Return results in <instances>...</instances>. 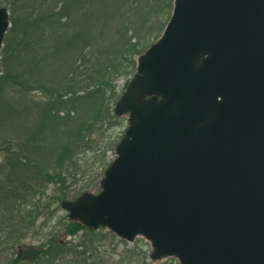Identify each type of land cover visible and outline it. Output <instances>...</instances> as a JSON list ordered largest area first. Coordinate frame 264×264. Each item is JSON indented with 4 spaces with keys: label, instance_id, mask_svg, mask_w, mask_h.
Here are the masks:
<instances>
[{
    "label": "water",
    "instance_id": "obj_1",
    "mask_svg": "<svg viewBox=\"0 0 264 264\" xmlns=\"http://www.w3.org/2000/svg\"><path fill=\"white\" fill-rule=\"evenodd\" d=\"M10 26L0 7V58ZM114 113L116 157L68 218L153 261L264 264V0H174Z\"/></svg>",
    "mask_w": 264,
    "mask_h": 264
},
{
    "label": "trees",
    "instance_id": "obj_2",
    "mask_svg": "<svg viewBox=\"0 0 264 264\" xmlns=\"http://www.w3.org/2000/svg\"><path fill=\"white\" fill-rule=\"evenodd\" d=\"M173 1L0 0V5L10 7L12 22L2 48L4 70L0 75V99L9 87L11 91L40 89L48 94H45L46 101L33 106L31 118L21 125L31 132L25 142L19 146L5 142L0 147V255L9 259L8 264L133 262V251L129 249L113 262L112 250L103 254L99 251L103 242L112 246L122 241L105 229L91 231L78 222L67 221V233L77 240L61 242L56 226L48 224V215H53L58 209L57 203L70 196L63 172L56 169L72 161L75 152L90 145L89 139L102 118L116 119L112 108L105 110L102 104L105 93L101 88L107 84L108 67L114 66L113 61L120 58L125 48L123 56L128 58L134 73L136 57L149 47L141 43L142 39L150 38L145 35L151 36L153 43L161 35L171 16ZM115 22L121 23L118 38H110L101 47L106 29L112 28ZM133 39L136 41L130 42ZM87 48L99 51L102 56H98L101 57L98 62L102 61V66L97 81L92 80L95 86H88L83 94H77L76 88L86 80L77 71L86 63ZM68 93L72 95L64 98ZM60 106L68 107L69 112L60 115L56 110ZM16 108L11 105L10 109ZM5 109L0 100V125L12 115ZM72 110L78 115H71ZM51 130L57 135L54 138L52 135L53 140L47 142L44 135ZM109 164L104 156L99 178ZM50 184L58 187L47 200L45 188ZM31 234H40L42 241L22 247ZM145 260L146 257L142 264H147Z\"/></svg>",
    "mask_w": 264,
    "mask_h": 264
},
{
    "label": "rangeland",
    "instance_id": "obj_3",
    "mask_svg": "<svg viewBox=\"0 0 264 264\" xmlns=\"http://www.w3.org/2000/svg\"><path fill=\"white\" fill-rule=\"evenodd\" d=\"M0 6H5L8 8L11 18L10 7L7 5ZM137 7L138 4L135 5V8ZM160 18L161 17L156 20L160 21ZM120 27L121 23L115 22V25H113L112 28L106 29L105 41L103 43H100V46L102 47L106 43H108L110 41V38H116L117 36H119L118 32ZM145 36L150 38H143L141 43L150 45L152 43V40L154 39H152L151 36ZM127 39V41H129L128 37ZM135 41L136 39H133L130 42ZM124 51L125 48L122 50L120 58L113 61L114 66L108 67V81L106 86H103L101 88L102 92L105 93V98H103L102 104L105 110L110 106L112 108L113 115V109L116 101L125 91L129 81L134 75V73L132 74L131 72L132 69L129 67V62L127 61L128 58H124L123 56ZM86 53L88 56V58L85 59L86 63L84 67H80V69L77 71V73H79V77H81L80 75H82V79L86 80L76 88L77 94H83L88 90V86L91 88L95 86V81L92 80L94 79L97 81L96 77L99 75V71L102 66V64H100L102 61L98 62V59L101 58H98V56H102L99 51L95 50L94 48H87ZM129 56L130 53L127 54V57ZM79 63L80 62H78V64ZM1 67L3 73L4 66L1 64ZM6 90H8V92H5L2 99L0 100L3 102L4 109L6 108L5 110L12 115L9 117V119H5L4 121H2L0 125V147H3L5 142L13 143V145L19 146L20 144H22V142H25L24 140L26 138V135L31 133L27 131V127H22L21 125L24 124V120H28L29 118H31L30 113H32L33 106L39 102L46 101L48 98V94L44 93L40 89L31 91L21 89L14 91L12 90V92L11 88L9 87V89ZM71 95L72 93H68L66 96H64V98L70 97ZM19 96H22L23 98L20 99ZM11 105H15L17 107V110L10 109ZM56 110L62 116L66 115L69 112V109L66 106H60ZM70 114L75 116L78 115V112L72 110ZM115 117L116 119H113L111 117L109 118V116L102 118V121H99L96 124V130L91 135L92 138L89 139L90 145L81 148L80 152H75L72 161H68L64 166L60 167V169H56L57 171L60 170L61 172H63V176L67 180V185L69 188L68 191L70 192V196L67 199L74 200L84 192H91L94 194H98L100 192L101 187L98 174L102 172V169L104 167L102 165L103 158L105 156L106 160L109 161L112 160L113 157H115V146L119 142L121 137H123L124 132L128 126L126 115L122 117ZM18 120H20L21 122ZM55 132L56 131L54 130L46 131V133L44 132V138L47 137V142L53 140L54 136L57 135V132ZM25 155L31 157L30 153H26ZM57 187L53 184L47 185L45 188L47 193L45 195V199H49L50 197H52V194ZM57 206L58 209L54 212V214L48 215L49 226H56V231L59 233L58 237L61 242L70 243L77 240V238L75 239L73 236L67 233L66 223L67 221H69L67 211L61 208L60 202L57 203ZM41 241L42 240L40 238V234H31L30 237L25 240L26 243L21 246L28 247L30 246V243H33L31 245H38ZM108 246L109 245L107 242H103L100 245L99 251H101V253L103 254L106 250H112L113 255L111 258V262L116 260V258L119 257V254L122 253L125 249H129L133 251V254L131 255L133 262L130 264H142L144 257H146L145 261L147 264H180L176 259L161 260L156 262L151 261L148 258L151 251V246L149 242L142 237H138L134 242L121 241L119 245L113 244L112 246ZM8 261L9 259L6 258V256L0 255V264H8ZM124 264L127 263L125 262Z\"/></svg>",
    "mask_w": 264,
    "mask_h": 264
}]
</instances>
